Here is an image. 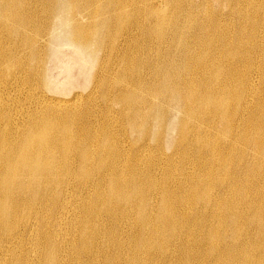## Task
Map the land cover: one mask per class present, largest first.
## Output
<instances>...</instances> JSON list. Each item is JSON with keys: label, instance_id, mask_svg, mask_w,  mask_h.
I'll return each instance as SVG.
<instances>
[{"label": "bare ground", "instance_id": "1", "mask_svg": "<svg viewBox=\"0 0 264 264\" xmlns=\"http://www.w3.org/2000/svg\"><path fill=\"white\" fill-rule=\"evenodd\" d=\"M249 56L264 64V0H0V264H264V181L236 186L243 152L213 148L210 134L254 152L249 185L264 174V113L254 126L250 102L229 97ZM78 84L84 103L66 96ZM149 139L185 157L212 147L229 197L175 195L174 174L152 177L157 162L150 187L138 166L149 143L128 152ZM146 186L156 205L141 201ZM199 202L209 224L188 217Z\"/></svg>", "mask_w": 264, "mask_h": 264}, {"label": "rangeland", "instance_id": "2", "mask_svg": "<svg viewBox=\"0 0 264 264\" xmlns=\"http://www.w3.org/2000/svg\"><path fill=\"white\" fill-rule=\"evenodd\" d=\"M65 48H61L62 52H63V56L64 58H68L69 53H71V49L67 46H63ZM69 51L66 52L68 49ZM67 53V54H65ZM67 55V57H66ZM66 61V60H65ZM258 61V62H257ZM257 64V65H256ZM263 61L262 59H254L252 56H249L248 58H246L244 61H239V62H235V66H233L234 69H236V73L238 75L237 78H235L230 84L228 88H231L232 92L229 94H231L229 97L231 98L235 93H240L242 95V98H245V101H249L250 103H248L249 108L246 114L247 120H251L252 125L256 126L259 124V119L261 117V119L263 118V114L264 111L263 110V106L261 107L260 104L262 102V104H264V71L262 69L263 67ZM75 68L72 67V75L77 78L76 80H74L75 82L78 81L79 84H81L83 77L79 72V68L77 66H74ZM61 68V70L59 69ZM63 72V73H62ZM68 73V72H67ZM64 67H58L57 69L54 70L53 75L54 77L56 76L57 80L59 81V83L62 82H66V75H67ZM76 75L79 77H76ZM254 75V76H253ZM258 75V76H257ZM65 77V78H64ZM256 77V78H255ZM55 78V79H56ZM74 78V79H75ZM65 79V80H63ZM247 79H251V88L249 87V85L246 83ZM63 80V81H62ZM61 81V82H60ZM78 85H74L73 87L77 90L75 91L74 88H71L72 86H70L68 88V90L71 92L73 89V94L74 92L76 93H80L81 95V101L84 103L85 102V96H87V93L89 92L90 88H84V86H79ZM77 86V87H76ZM84 88V91L80 88ZM89 89V90H87ZM250 89V90H249ZM80 91V92H79ZM88 91V92H87ZM68 94V92H66V96L69 97V95H73L72 92ZM82 92H85L84 94ZM83 94V95H82ZM231 102H233L234 99H230ZM95 108H93L96 113L99 115V118L101 119H105L106 115H107V100L105 99V97L100 94L98 96H96L95 98ZM261 104V105H262ZM104 106V107H103ZM117 108V109H116ZM262 108V110L260 109ZM99 110V111H98ZM113 110L115 113H113ZM113 110L111 111V117L112 116H118V106L114 107ZM117 110V111H116ZM258 112V114H256ZM260 113V114H259ZM115 114V115H114ZM252 116V117H251ZM204 121V119H202ZM202 125V126H201ZM200 128L198 127V132H200V134L205 133L207 131H205V124H201ZM216 131V132H214ZM209 132V131H208ZM211 136H212V140H211V145L213 148H217V147H221L222 150L224 152H229L231 154V156L238 158L239 156V151L243 152V159L240 160L237 163V167L234 170V175L236 179H235V185L239 186V187H245L248 186L249 190L250 187L252 186H257L258 183L263 182L264 181V174H260V175H256L257 179H255V183H252L251 185H249L248 183V179H250V177L252 176L253 172L256 169H260V165L256 164V160L254 159V152L251 151L250 148H248L247 145L242 143L238 144V148H236V150H231V148L228 146L230 144V140L227 139L225 132H223L221 129H213L211 131ZM203 136L207 135V134H202ZM135 136V135H134ZM223 136V137H222ZM149 143V147H150V151L148 153L143 154L140 158H139V168L141 171V174H139L140 178H144V180L146 181V183L149 184V186L151 187L150 184V177H156L158 179H160V181H168L170 179L169 173L174 174V178L175 180H173L172 183V187H173V192L177 193L175 195H179L183 193V188H185V186H188V189L190 192L192 193H197V194H203V192L205 190H209V194L212 196V199H215V201H218V203L223 199V198H228L229 197V188L227 187L230 183L229 178L227 177L226 174H224L225 171H223L221 164L216 163L213 158H212V154H213V148H196L193 147L190 149V152L188 153V155L185 157L183 155L182 152H180V150L176 151V148H171L172 150H170V147L166 148L163 147L162 150L159 149V142L156 140H141V142H139L137 145H133L130 146V148H128V152L130 155H135L138 151L137 148L140 147L141 145L147 143ZM150 141V142H149ZM152 141V144H151ZM141 143V144H140ZM140 144V145H139ZM176 147V146H175ZM157 148L159 150H157ZM179 148L184 149V146L179 145ZM130 149V150H129ZM169 149V150H168ZM196 149V150H195ZM213 151H212V150ZM176 151V153L174 152ZM207 155V156H206ZM151 162L156 163L157 164L154 166V170L152 173H150V176L148 175V171L146 170V167L148 166V164H151ZM157 166V167H156ZM124 172L127 173L126 168H123ZM188 173V175H187ZM143 174V175H142ZM160 177V178H159ZM129 178L132 180L133 177L129 175ZM134 178H137V176H134ZM233 179V178H232ZM231 179V181H232ZM229 180V181H228ZM228 181V182H227ZM80 192H78L79 194ZM215 194V195H214ZM143 203H147V201H150V203L152 205H156L157 202H159V197L158 194L154 193L153 190L149 189L148 186H146V189L143 190L142 192V200ZM218 203L216 205H218ZM195 207H191L190 210L188 211L189 213V218H196L199 217L200 220H202L205 222V224H209V220L207 219V215L205 214V212L202 209V206L200 204V202L198 204H194ZM214 208H211V210H215L217 207L213 206ZM182 206L178 205L177 210L180 212V215H182L183 211H182ZM207 219V221H206ZM207 226V225H206ZM205 226V227H206ZM152 233H154L152 230H150ZM148 232V234H150L151 232ZM149 236V235H148ZM157 241L160 242L161 241H165L164 237H157ZM181 241L177 240L176 242H174V244L172 243V246L169 247L168 250L163 256H171L170 252L172 251L173 248H178L179 246H181ZM194 243H196V245H198L200 242L198 241H194ZM202 244L200 243V246ZM168 247V245H167ZM158 257L153 256L152 259V264H158Z\"/></svg>", "mask_w": 264, "mask_h": 264}]
</instances>
